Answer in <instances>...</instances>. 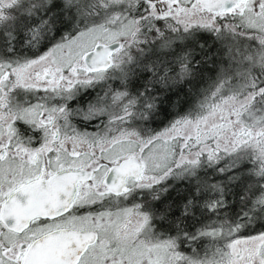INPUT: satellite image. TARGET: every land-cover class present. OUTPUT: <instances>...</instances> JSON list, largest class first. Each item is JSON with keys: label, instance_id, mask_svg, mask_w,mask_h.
Masks as SVG:
<instances>
[{"label": "snow or ice", "instance_id": "snow-or-ice-1", "mask_svg": "<svg viewBox=\"0 0 264 264\" xmlns=\"http://www.w3.org/2000/svg\"><path fill=\"white\" fill-rule=\"evenodd\" d=\"M0 264H264V0H0Z\"/></svg>", "mask_w": 264, "mask_h": 264}]
</instances>
